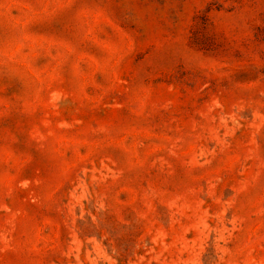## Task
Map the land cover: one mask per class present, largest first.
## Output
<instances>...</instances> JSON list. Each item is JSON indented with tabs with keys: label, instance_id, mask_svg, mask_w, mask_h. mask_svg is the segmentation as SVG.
Wrapping results in <instances>:
<instances>
[{
	"label": "rangeland",
	"instance_id": "1",
	"mask_svg": "<svg viewBox=\"0 0 264 264\" xmlns=\"http://www.w3.org/2000/svg\"><path fill=\"white\" fill-rule=\"evenodd\" d=\"M0 264H264V0H0Z\"/></svg>",
	"mask_w": 264,
	"mask_h": 264
}]
</instances>
